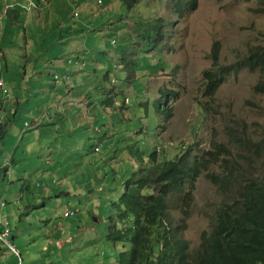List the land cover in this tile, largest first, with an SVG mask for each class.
I'll list each match as a JSON object with an SVG mask.
<instances>
[{"label": "rangeland", "instance_id": "1", "mask_svg": "<svg viewBox=\"0 0 264 264\" xmlns=\"http://www.w3.org/2000/svg\"><path fill=\"white\" fill-rule=\"evenodd\" d=\"M103 1L52 0L27 12V28L11 16L10 23L2 19L0 44L12 60L5 77L20 104L0 141V166L12 153L10 174L0 168V200L7 202L8 240L23 264H117L120 249L108 238L111 202L130 170L148 165L157 145L163 147L161 161L190 146L197 157L215 132L238 155L232 128L245 130L264 149V96L255 90L264 72L240 66L251 50L264 46V0H199V8L184 15L166 0H141L132 9L124 0ZM8 3L0 0V14ZM160 19L163 35L153 43L151 26L159 28ZM72 43L84 52L73 64H85L71 78L70 98L57 109L53 105L70 87L54 75L63 77ZM224 67H232V74L206 97L204 73ZM113 87L117 94H106ZM168 90L173 93L166 102ZM106 98L111 105L102 103ZM206 173L195 183L189 216L181 210L185 189L170 202V225L180 222L193 249L224 201ZM67 205L78 213L64 218ZM0 264H18L1 241Z\"/></svg>", "mask_w": 264, "mask_h": 264}, {"label": "trees", "instance_id": "2", "mask_svg": "<svg viewBox=\"0 0 264 264\" xmlns=\"http://www.w3.org/2000/svg\"><path fill=\"white\" fill-rule=\"evenodd\" d=\"M37 1L43 8L52 0ZM140 1L124 0L130 9ZM166 1L178 15L199 8V0ZM34 11L37 9L12 8L7 13L6 22L10 23L13 17L20 27L27 28L24 25L26 20L29 21L27 12ZM161 20L155 21L159 22V28L151 26L157 36L153 43L161 41L164 26ZM213 55L217 59V51ZM240 66L264 72V46L251 50ZM232 72V67L205 72L206 97H213ZM255 90L264 96V81L255 86ZM0 93L3 97L1 89ZM106 94L113 96L117 93L113 87L106 89ZM107 100L105 103L111 105V100ZM159 112L162 113L163 109L160 108ZM229 130L233 133V141L239 145L238 155H233L230 147L220 143L213 132L208 149L197 157L192 156L196 147L190 146L174 159L165 161L159 160L154 151L149 155L148 165L141 166L138 172L131 171L125 164L132 173L123 179L118 199L111 202L115 216L108 233V238L120 249L117 264H264V149L248 137L245 130ZM7 131V123L0 126V141ZM214 165H221L222 171H211ZM3 170L5 174L7 168ZM203 172H207L206 177L224 195V201L215 212L210 229L202 233L199 247L193 249L184 237L180 222L170 225L173 210L170 202L185 189L181 210L189 216L195 183Z\"/></svg>", "mask_w": 264, "mask_h": 264}, {"label": "clouds", "instance_id": "3", "mask_svg": "<svg viewBox=\"0 0 264 264\" xmlns=\"http://www.w3.org/2000/svg\"><path fill=\"white\" fill-rule=\"evenodd\" d=\"M9 2H10V0H9ZM105 1H103V0H99V3H104ZM7 7V6H6ZM17 7H20V6H17ZM39 9H41V8H39ZM11 10V9H10ZM38 10V9H37ZM75 12H78V11H75ZM7 13H8V10L6 11L5 10V13L4 14H0V35H1V39H0V41L1 40H3L4 39V36H3V32H2V30H1V23H2V19L4 18V17H7ZM79 13V12H78ZM80 15V14H79ZM78 15V16H79ZM111 43L112 44H115L116 43V40L115 39H112L111 40ZM0 48L2 49V51H3V53H4V55H3V57H2V59H0V77H2L3 79H4V81H5V83H7V80H6V78H5V75H4V69H5V67H4V62H5V60H6V48H5V46L4 45H1L0 44ZM123 56V55H122ZM121 58H123V57H121ZM71 61V62H70ZM84 61V60H83ZM82 61V62H83ZM123 61V60H122ZM68 63L69 64H73L74 63V59H69L68 60ZM57 74H55L54 75V79H55V81H59V80H62L64 83H66L67 84V86H69L70 87V90H69V92L68 93H66V95L64 96V97H62V99H61V101L59 102V103H56V104H54L53 105V107H56L57 109H60V107H61V105L60 104H62V100H64V99H68L69 97H70V93H71V90H73L74 88H75V86L72 84V81H71V76L69 75V74H66V73H62V78L61 77H59L58 75V78H56L55 76H56ZM65 76H69V82H67V81H65L63 78L65 77ZM113 81H115V79H113ZM7 88H8V95L6 96V97H4V95H3V99H2V102L0 103L1 104V106H2V108L0 107V117H3V119L2 120H0V126H4L5 125V123H4V120L5 119H7L8 117H9V115H10V113L6 110L7 108H6V103L11 99V101H12V95H11V92H10V89H9V87L7 86ZM1 89V88H0ZM2 91V90H1ZM162 91V90H161ZM3 93V92H2ZM168 93H173L172 91H170V90H168V91H165L164 93H163V99L164 100H166V102H167V100H169V95H168ZM175 94V93H174ZM108 96H110V95H107V97ZM102 103H105V101L103 100L102 101ZM106 104V103H105ZM107 105V104H106ZM162 109L164 110V107H162ZM30 127H32V126H30ZM30 127H26L27 129L28 128H30ZM162 149H163V147L162 146H160V145H157L156 147H155V152L158 154V156L161 154V152H162ZM0 152H1V150H0ZM10 159H12V153L10 154ZM9 159V160H10ZM9 160L8 161H6L3 165H1L0 167L2 168V169H4V168H7V171H6V173H5V175H8V174H10V162H9ZM120 170V169H119ZM2 201H4V202H6L4 199H1L0 200V204H1V202ZM6 206H7V202H6ZM5 206V207H6ZM67 206H69V205H67ZM4 207V208H5ZM1 208V207H0ZM4 208H3V212H4ZM78 209V208H77ZM79 211V210H78ZM78 213V212H77ZM63 216H64V213H63ZM64 218H66V217H64ZM64 231V233H65V230H63ZM63 233V234H64ZM71 237L69 236L68 237V239H70ZM16 248V247H15ZM18 251V250H17ZM19 253V252H18ZM6 256V255H5ZM16 256V255H15ZM17 257V256H16ZM18 258V264H19V257H17ZM21 259H22V256H21ZM22 262H23V260H22Z\"/></svg>", "mask_w": 264, "mask_h": 264}, {"label": "built area", "instance_id": "4", "mask_svg": "<svg viewBox=\"0 0 264 264\" xmlns=\"http://www.w3.org/2000/svg\"><path fill=\"white\" fill-rule=\"evenodd\" d=\"M47 1V0H42ZM17 6H23L25 8H27L28 10H33V9H38L41 8V4L39 3V1L37 0H10V2L7 4L6 7V11L15 8ZM79 13L75 12V16H78ZM0 39H1V35H0ZM4 53L2 51V49L0 48V59H2ZM71 62V61H70ZM56 78H58V76H55ZM65 81L69 82V76H65L63 78ZM0 88L3 92L4 97H6L8 95V88L5 84V81L2 77H0ZM3 117H0V120H2ZM26 127H30V125H28L27 123L25 124ZM98 150V148H96ZM6 206V202L2 201L0 204V241L4 242L8 245L9 249L17 256L19 257V264H23L22 259H21V255L18 253L17 249L15 248V246L11 245V243L8 240V237L11 234V230H10V222L7 219H4L3 216V208ZM78 209L77 208H71L70 206H66L64 209V217H70L72 215L77 214ZM64 233V231H63ZM5 257V255H4Z\"/></svg>", "mask_w": 264, "mask_h": 264}, {"label": "crops", "instance_id": "5", "mask_svg": "<svg viewBox=\"0 0 264 264\" xmlns=\"http://www.w3.org/2000/svg\"><path fill=\"white\" fill-rule=\"evenodd\" d=\"M45 8V7H44ZM37 12V11H36ZM27 27H28V25H27V23L25 24ZM12 33L14 34V35H16V33H14V31H12ZM8 40V39H7ZM9 42H14L12 39L11 40H9ZM75 44H77V43H72L71 45H70V47L68 48V51H69V53H70V55H69V57L67 58V64H64L63 65V71H61V73H66V74H69L70 76H71V78H73L72 76H74L76 73H79L80 71H81V68H80V66H83L84 64H85V59H83L84 61L80 64V63H76V64H73V67H71L72 66V64H69L68 63V60L69 59H78L79 57H80V53L81 52H83L82 50H80L79 48H77V49H74V47H75ZM5 46V45H4ZM7 46H5V48H6ZM83 54H84V52H83ZM75 61V60H74ZM5 69H4V75H5V72H7V74H9L10 73V71H11V64H12V60H11V54H8L7 53V50H6V60H5ZM84 67V66H83ZM72 74V75H71ZM6 78V77H5ZM65 85H67L66 83H64ZM69 91H67L66 93H68ZM73 93V90H72V92H71V94ZM12 97V96H11ZM2 94L0 93V101L2 100ZM70 98V97H69ZM68 98V99H69ZM74 99V101H75V103H77V102H80V104H81V101L78 99V98H73ZM19 104H20V101H19V99H16V98H14V97H12V101H11V99L6 103V110L10 113V115H9V117L7 118V119H5L4 120V122L7 120V122L6 123H9L10 124V121H11V117L13 116V117H16L17 116V114H18V109H19ZM104 105H106L105 103H103ZM0 107L2 108V106H1V104H0Z\"/></svg>", "mask_w": 264, "mask_h": 264}]
</instances>
